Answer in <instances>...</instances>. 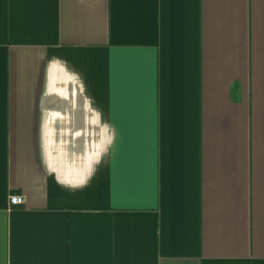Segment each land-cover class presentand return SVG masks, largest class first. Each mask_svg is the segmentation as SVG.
I'll return each mask as SVG.
<instances>
[{
  "label": "crops",
  "instance_id": "obj_1",
  "mask_svg": "<svg viewBox=\"0 0 264 264\" xmlns=\"http://www.w3.org/2000/svg\"><path fill=\"white\" fill-rule=\"evenodd\" d=\"M0 264H264V0H0Z\"/></svg>",
  "mask_w": 264,
  "mask_h": 264
},
{
  "label": "built area",
  "instance_id": "obj_2",
  "mask_svg": "<svg viewBox=\"0 0 264 264\" xmlns=\"http://www.w3.org/2000/svg\"><path fill=\"white\" fill-rule=\"evenodd\" d=\"M24 202V197L22 195L13 194L10 196L11 204H21Z\"/></svg>",
  "mask_w": 264,
  "mask_h": 264
}]
</instances>
